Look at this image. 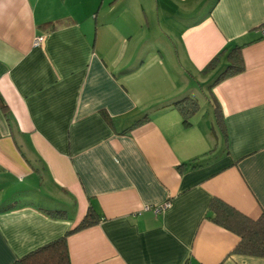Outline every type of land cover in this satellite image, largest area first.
<instances>
[{
	"label": "crops",
	"instance_id": "crops-1",
	"mask_svg": "<svg viewBox=\"0 0 264 264\" xmlns=\"http://www.w3.org/2000/svg\"><path fill=\"white\" fill-rule=\"evenodd\" d=\"M263 30L264 0H0V264L89 206L102 220L68 236L70 264H264L206 218L212 198L264 210ZM237 46L244 70L210 90L226 135L161 106L180 57L190 81Z\"/></svg>",
	"mask_w": 264,
	"mask_h": 264
},
{
	"label": "trees",
	"instance_id": "trees-1",
	"mask_svg": "<svg viewBox=\"0 0 264 264\" xmlns=\"http://www.w3.org/2000/svg\"><path fill=\"white\" fill-rule=\"evenodd\" d=\"M50 29L54 30L58 25L51 24ZM218 62V57H215L205 68V72L214 68ZM226 66L217 74L209 84L211 90L216 84L224 79L241 73L244 70L243 57L241 47L237 46L230 50L226 55ZM211 100L213 102V111L215 116V123L217 128L225 134V125L222 115V111L219 103L211 94ZM174 99L170 103L163 104L161 106H172L176 108L183 117L184 125L189 124L190 118L197 113V105L190 98L189 94L183 96V98ZM0 107L5 112L7 107L0 97ZM148 115L145 114L138 120H136L127 130L130 131L133 128L141 126L148 121ZM124 131V132H125ZM195 162V159L192 161ZM199 164L193 163L191 167H195ZM185 164L178 167L181 169ZM56 217H64V213L53 212L50 213ZM206 218L221 228L231 232L238 238V243L232 250L231 254L264 258V210L257 219H252L244 214L240 213L233 207L224 203L220 199L212 198L209 206ZM102 220V217L95 212V210L89 206L86 214L79 222V224L72 230L66 232L63 236L46 243L45 245L38 247L37 249L27 253L26 255L18 258L13 264H70V257L68 252L67 238L69 235L78 231L90 228L98 224Z\"/></svg>",
	"mask_w": 264,
	"mask_h": 264
},
{
	"label": "rangeland",
	"instance_id": "rangeland-1",
	"mask_svg": "<svg viewBox=\"0 0 264 264\" xmlns=\"http://www.w3.org/2000/svg\"><path fill=\"white\" fill-rule=\"evenodd\" d=\"M117 28H120V25L116 23V29ZM111 36L114 37V38H116L115 35H114V33ZM145 36L146 35L144 33H142L140 36L137 37V39L138 38H142L143 39V38H145ZM171 59H172V57L170 56L169 58H166L167 61H164L163 62V65L168 66L169 70L166 69V68L165 69L169 73L172 72L170 65L174 63L173 60H171ZM224 60H225V57L221 61L220 64L217 63V64H219V65H217V68L216 67L215 68H212L211 70H208L205 73H200L199 74V73H197V72L195 73V71L191 70V74L193 75V77H190V79L188 78L190 81H187L184 78L185 76L187 77V75L184 72L185 71V68L183 69L180 66V65H184V61L180 57V62L179 61H176V63H177V69H175L174 74L172 73L174 75V79L173 80L175 81V86L172 89L173 90V93H170V95H169L170 97L168 96V97H166V99H164V100H167V99L169 100L171 97L174 98L175 96H176L175 97V100L178 99V98L181 99V98H183V96H186V95L183 94L182 96H180V94H182L183 92H185L188 89H190L191 87H193L195 89V91H194V93L191 92L190 98L197 105V113H196L197 116H196L195 119L200 120L201 126H206L208 128L211 127L212 128L211 131L215 135H218L220 132L217 129V125L215 123V116H214V111H213V106H212L213 102L211 100V97L212 96H211L210 89H209L208 85L210 84L211 80H213L215 74H217L218 72L221 71L220 68H221ZM126 64H127L126 62L123 63L121 65V67L117 69L118 72ZM132 64H134L133 67H132V69H134V68H138L141 65V62H136V63H132ZM186 64H185V66H186ZM154 68L155 67H153V69ZM219 69H220V71H219ZM139 71L141 72V69H139ZM149 74H150V72L149 73H146V74H142V76H141L142 78H141L140 81H142V82L143 81H146V79H148V77H149ZM181 74H185V76L184 75H181ZM182 76H184V77H182ZM169 80H170V78H169ZM189 84L191 85V87H190ZM164 86H166V85H164ZM190 91L191 90H189L188 92H190ZM159 98H164V97H159ZM215 135H214V137H215Z\"/></svg>",
	"mask_w": 264,
	"mask_h": 264
},
{
	"label": "built area",
	"instance_id": "built-area-1",
	"mask_svg": "<svg viewBox=\"0 0 264 264\" xmlns=\"http://www.w3.org/2000/svg\"><path fill=\"white\" fill-rule=\"evenodd\" d=\"M262 34L264 35V30L262 31ZM40 42H41V38H36V40L34 41V45L37 46V45L40 44ZM168 206H169V204L166 203V204H164V205H162V206H160V207H152V209H153V212L156 214V213H159V212L163 211V210L166 209Z\"/></svg>",
	"mask_w": 264,
	"mask_h": 264
}]
</instances>
